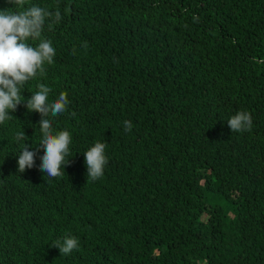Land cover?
<instances>
[{"label": "trees", "instance_id": "obj_1", "mask_svg": "<svg viewBox=\"0 0 264 264\" xmlns=\"http://www.w3.org/2000/svg\"><path fill=\"white\" fill-rule=\"evenodd\" d=\"M28 3L62 20L46 18L53 63L0 125V264H264V0ZM40 83L49 101L68 93L54 126L72 135L70 163L10 185ZM239 111L250 131L228 127ZM97 141L108 164L87 183ZM65 236L79 240L67 256L51 247Z\"/></svg>", "mask_w": 264, "mask_h": 264}, {"label": "clouds", "instance_id": "obj_2", "mask_svg": "<svg viewBox=\"0 0 264 264\" xmlns=\"http://www.w3.org/2000/svg\"><path fill=\"white\" fill-rule=\"evenodd\" d=\"M18 9L16 12L0 10V125L11 119L10 112H15L24 101L21 99L23 86L43 74L47 64H52L56 49L52 41L41 39L46 18L52 23L62 20L59 8L53 13L39 5L29 4L28 0H8ZM198 22V17L193 16ZM39 41L32 46L28 41ZM86 46V45H85ZM75 54V53H73ZM48 74L52 75L49 71ZM53 76V75H52ZM52 89L44 83L27 99L26 107L30 112L41 115L39 126L31 127L28 134L17 131L14 139L19 142L25 139L14 154V168L10 171L9 184L30 180L29 173L38 168L48 178H61L62 168L70 163V145L72 135L69 131H58L56 117L68 111L70 101L67 92L59 93L58 97L49 101ZM75 116V112L71 113ZM232 132L250 131L253 126L251 113L239 111L227 121ZM125 132L132 131L131 121H123ZM0 143V150L5 147ZM107 145L97 141L84 152L87 166V183L101 179L108 164ZM51 247L58 248L61 255H70L79 250V240L74 236H65L63 241L56 240Z\"/></svg>", "mask_w": 264, "mask_h": 264}]
</instances>
